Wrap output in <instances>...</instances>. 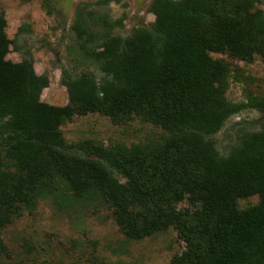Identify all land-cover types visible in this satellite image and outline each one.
<instances>
[{
    "label": "trees",
    "instance_id": "1",
    "mask_svg": "<svg viewBox=\"0 0 264 264\" xmlns=\"http://www.w3.org/2000/svg\"><path fill=\"white\" fill-rule=\"evenodd\" d=\"M261 4L153 0L154 24L125 38L93 27L123 28L126 15L110 22L79 6L71 31L83 64L100 77L89 68L76 77L65 72L64 107L41 101L50 79L36 73L31 54L7 59L15 42L0 10V259L8 256L2 231L51 197L107 205L130 240L174 229L185 250L171 264H264V94L245 89L244 101L231 102V83L248 78L212 57L264 63ZM50 5L44 0L49 15ZM247 110L262 116L256 129L236 124V142L222 154L214 137ZM90 114L116 125L139 118L166 135L130 148L68 143L62 128ZM256 196L258 205L239 208ZM183 202L191 208L179 210Z\"/></svg>",
    "mask_w": 264,
    "mask_h": 264
},
{
    "label": "rangeland",
    "instance_id": "2",
    "mask_svg": "<svg viewBox=\"0 0 264 264\" xmlns=\"http://www.w3.org/2000/svg\"><path fill=\"white\" fill-rule=\"evenodd\" d=\"M152 1L51 0L49 15L44 0H0V10L8 21L7 34L15 42L7 59L21 62L31 54L36 73L50 79L41 101L64 107L69 103L68 91L62 84L65 72L76 77L89 68L100 77L94 67L83 64L77 50L71 31L77 8L81 6L96 17L105 16L110 22L126 15L123 28L93 27L97 33L125 38L137 28H151L154 24L155 17L148 12ZM259 9L264 11V0ZM22 26H28L30 31L18 34ZM212 57L229 63L233 69L240 68L248 78L243 84L231 83L227 95L231 102L244 101L245 89L257 96L264 94V63L260 58L247 65L228 55ZM260 118L259 113L251 110L231 118L224 130L214 137L219 151L226 155L236 142L237 130L242 127L255 130L254 124ZM236 124L242 127H234ZM62 132L68 143L92 140L106 147L124 145L128 148L155 143L166 135L160 127L139 118L116 125L98 114L77 117L63 127ZM258 203L256 196L239 200L238 206L244 210ZM177 207L179 210L191 208L187 202ZM2 238L8 256L2 257L0 264H171L173 257L185 250V244L174 229L143 241L130 240L121 233L107 205L76 201L57 204L51 197L41 198L34 211L24 210L21 217L14 218L2 231Z\"/></svg>",
    "mask_w": 264,
    "mask_h": 264
},
{
    "label": "crops",
    "instance_id": "3",
    "mask_svg": "<svg viewBox=\"0 0 264 264\" xmlns=\"http://www.w3.org/2000/svg\"><path fill=\"white\" fill-rule=\"evenodd\" d=\"M12 62H14V61H12ZM14 63H19V62H14Z\"/></svg>",
    "mask_w": 264,
    "mask_h": 264
}]
</instances>
